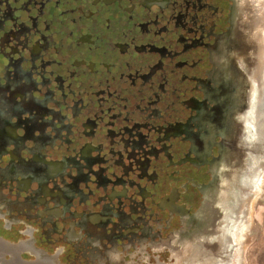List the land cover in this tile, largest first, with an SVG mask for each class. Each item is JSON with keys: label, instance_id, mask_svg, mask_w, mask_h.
<instances>
[{"label": "flooded vegetation", "instance_id": "af4514ba", "mask_svg": "<svg viewBox=\"0 0 264 264\" xmlns=\"http://www.w3.org/2000/svg\"><path fill=\"white\" fill-rule=\"evenodd\" d=\"M263 146L264 0H0V258L240 264Z\"/></svg>", "mask_w": 264, "mask_h": 264}, {"label": "rangeland", "instance_id": "374dc122", "mask_svg": "<svg viewBox=\"0 0 264 264\" xmlns=\"http://www.w3.org/2000/svg\"><path fill=\"white\" fill-rule=\"evenodd\" d=\"M262 155L264 150L260 152L261 157ZM259 187L257 196L252 199V215H250L255 219L254 228L245 235L242 250L239 252L240 264H264V172ZM58 263L61 264L60 259Z\"/></svg>", "mask_w": 264, "mask_h": 264}, {"label": "water", "instance_id": "95a60500", "mask_svg": "<svg viewBox=\"0 0 264 264\" xmlns=\"http://www.w3.org/2000/svg\"><path fill=\"white\" fill-rule=\"evenodd\" d=\"M18 260V259H17ZM17 260H10V261H6L4 260V258H0V264H14V263H17V264H27V263H24V262H20V261H17ZM30 264V263H28Z\"/></svg>", "mask_w": 264, "mask_h": 264}]
</instances>
